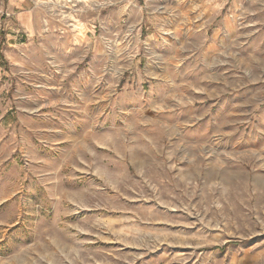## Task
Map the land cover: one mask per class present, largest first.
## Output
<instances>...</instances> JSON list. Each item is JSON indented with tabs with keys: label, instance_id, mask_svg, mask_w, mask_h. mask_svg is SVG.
<instances>
[{
	"label": "rangeland",
	"instance_id": "rangeland-1",
	"mask_svg": "<svg viewBox=\"0 0 264 264\" xmlns=\"http://www.w3.org/2000/svg\"><path fill=\"white\" fill-rule=\"evenodd\" d=\"M0 264H264V0H0Z\"/></svg>",
	"mask_w": 264,
	"mask_h": 264
},
{
	"label": "trees",
	"instance_id": "trees-1",
	"mask_svg": "<svg viewBox=\"0 0 264 264\" xmlns=\"http://www.w3.org/2000/svg\"><path fill=\"white\" fill-rule=\"evenodd\" d=\"M0 57H1V48H0Z\"/></svg>",
	"mask_w": 264,
	"mask_h": 264
}]
</instances>
